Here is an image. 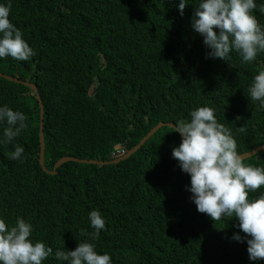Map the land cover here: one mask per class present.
<instances>
[{
	"label": "trees",
	"instance_id": "trees-1",
	"mask_svg": "<svg viewBox=\"0 0 264 264\" xmlns=\"http://www.w3.org/2000/svg\"><path fill=\"white\" fill-rule=\"evenodd\" d=\"M8 0H0L6 3ZM197 0H10L9 19L36 53L28 61L0 59V105L26 116V129L0 144V216L33 225L31 238L52 248L74 250L89 240V211L98 210L105 229L94 241L112 264H264L250 261L236 218L212 221L196 210L171 150L181 136L165 126L132 155L129 151L160 121L189 119V110L166 101L161 82L182 87L195 104H209L231 129L242 154L264 144V109L248 86L264 70V53L251 62L205 57L203 38L191 27ZM264 4V0H257ZM259 23L264 14L253 10ZM161 81V82H160ZM45 166L40 164L41 106ZM0 125V136L3 127ZM23 160H12L14 146ZM113 156V158L111 157ZM264 168V150L243 159ZM264 186L249 193L255 198ZM42 264H67L50 254Z\"/></svg>",
	"mask_w": 264,
	"mask_h": 264
},
{
	"label": "clouds",
	"instance_id": "clouds-1",
	"mask_svg": "<svg viewBox=\"0 0 264 264\" xmlns=\"http://www.w3.org/2000/svg\"><path fill=\"white\" fill-rule=\"evenodd\" d=\"M186 4L187 0H178L176 4L181 16ZM10 8V0L0 3V59L11 57L17 61H28L36 53L20 29L10 21ZM254 9L264 14V4H258L257 0H197L191 27L202 36L207 59L228 62L237 56L241 63H251L258 54L264 53V24L258 22ZM185 75L172 87L160 82L166 101L179 102L189 110V119L160 121L155 126L163 125L156 132L169 126L180 134L181 141L172 148L171 156L181 171L190 177L186 188L196 210L212 221L236 218L238 225L235 226L245 235L234 233L231 239L246 241L250 261L264 259V192L249 198L250 192L264 186V168L244 163L237 151L232 129L219 118L213 106L195 105L190 100L182 87ZM247 92L251 101H258L259 108L264 109V70L254 75ZM25 121L23 112L0 105V125H5L0 144L20 136L27 127ZM126 152L124 149L116 154L120 157ZM23 153V146L16 144L10 159L22 161ZM103 161L109 163V160ZM88 220L93 229L91 242L85 240L79 242L74 250L58 248L53 253L43 241H33L30 222L17 216L15 224L10 226L0 216V264H42L50 254L67 264H112L109 253H98L94 243L101 230L105 229L104 218L93 209L88 213Z\"/></svg>",
	"mask_w": 264,
	"mask_h": 264
},
{
	"label": "water",
	"instance_id": "water-1",
	"mask_svg": "<svg viewBox=\"0 0 264 264\" xmlns=\"http://www.w3.org/2000/svg\"><path fill=\"white\" fill-rule=\"evenodd\" d=\"M0 76H4L6 78H9L11 80H16V81H21V79H18L10 74L4 73L2 71H0ZM26 84L30 85L33 89H35L38 92V86L34 83H30V82H25ZM38 98L40 101V106H41V123H40V144H41V152H40V164L41 166L44 168L45 171L47 172H51V173H56L58 167L65 161L67 160H78V158L73 157V156H64L62 157L59 161H57V163L55 164V168L53 171H50L46 168L45 166V136H44V117H45V109H44V104L42 101V97L40 92H38ZM163 125V123H160L158 126H155L146 137H144L141 142L139 144H137L135 147H133L132 149H130L129 151H127L125 154H123L122 156L113 159V160H109V163L112 162H118L122 159H125L127 157H129L130 155H132L138 148H140L155 132L156 130ZM173 125V124H170ZM264 150V144L252 149L251 151L248 152H244L241 154L242 158H249L255 154H257L258 152ZM81 161L83 162H92V163H106V161L100 160V159H92V160H86V159H82Z\"/></svg>",
	"mask_w": 264,
	"mask_h": 264
},
{
	"label": "bare ground",
	"instance_id": "bare-ground-1",
	"mask_svg": "<svg viewBox=\"0 0 264 264\" xmlns=\"http://www.w3.org/2000/svg\"><path fill=\"white\" fill-rule=\"evenodd\" d=\"M157 131V130H156Z\"/></svg>",
	"mask_w": 264,
	"mask_h": 264
}]
</instances>
